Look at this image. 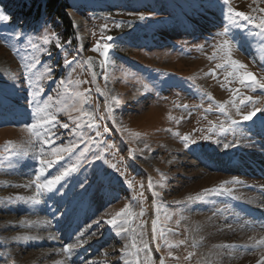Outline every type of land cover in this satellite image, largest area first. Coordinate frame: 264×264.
<instances>
[{
	"label": "rangeland",
	"instance_id": "374dc122",
	"mask_svg": "<svg viewBox=\"0 0 264 264\" xmlns=\"http://www.w3.org/2000/svg\"><path fill=\"white\" fill-rule=\"evenodd\" d=\"M4 2L0 0V11L11 19L8 10L13 13L16 9L6 7ZM79 2L85 4L83 9L76 8ZM73 4L74 8L65 13L73 23V17L81 18L82 26L76 28L75 37L67 40H62L64 35L49 21L36 22L28 28L0 21V157L7 156L3 149L8 142L28 153L11 160L0 159V264H135L131 255L134 249L124 253L123 259L121 254L123 246L134 238L139 245V237L128 233L125 238L110 225L93 224L102 217L105 221L112 218L125 205L134 213L144 212L131 222L133 227L144 222L143 239L149 243V251L140 253L142 264H160L161 257L165 264H197L209 256L218 264H250V257L259 260L260 251L213 248L222 244L250 245L253 241L248 237L258 240L260 232L264 234V215L255 219L244 209L246 203L248 208L264 211V114L257 113L255 122L243 121L228 103L226 110L231 119L240 123L235 135H222L219 126L227 128L229 120L217 110L228 101L235 100L239 105L240 94L260 98L257 107H264V90L257 88L253 92L233 77L225 79L226 71L216 68V64L223 63L216 46L223 39L234 38L233 59L246 64V70L260 79L264 78V37L256 35L258 30L244 21H240L239 28L233 26L228 36L219 37L217 33L227 24V7L222 0H75ZM230 6L259 15L252 8L264 7V3L230 0ZM118 22L119 28L115 26ZM104 25L107 28L102 31ZM16 33H21V38L17 39ZM45 34L49 36L47 44L41 39ZM107 36L114 39L107 41ZM29 40L38 45L39 51L31 48ZM97 41L112 44L106 62L99 52L90 50ZM58 43L62 47H57ZM81 43L86 44L84 53L77 52ZM65 53L69 60L75 58L70 67L65 66ZM214 53L216 58L209 59ZM34 57L40 64L33 72L54 69L55 79L40 82L44 89L42 100L49 95L55 97L58 89L63 91L59 87L62 78L89 82L82 84L81 90L92 89V107H98L99 115L105 117L102 121L97 117L100 130L108 129L97 139L113 146L106 151L100 149L105 151L108 163L89 154V162L66 179L60 192L42 196L39 204L8 200L34 194V186L27 189L21 185L34 179L39 170L36 157L40 148L50 150L35 141L30 145V134L25 129L32 122V109L27 104L31 89L26 76L30 73L24 65H31ZM89 57L90 65L86 63ZM140 81L148 87L144 88ZM112 95L120 100L119 104L111 100ZM109 106L111 112L107 110ZM209 108L211 111H207ZM58 119L69 122L64 114ZM212 125L216 129L209 132ZM84 133L86 137L95 136L94 129L85 128ZM58 134L62 135L57 145L73 139L68 130L60 128ZM184 136L190 138L188 148L181 139ZM228 142L236 146L224 149L223 144ZM89 146L92 153L97 152L94 145ZM84 147L80 144L70 160L58 161L45 175H54L73 162ZM232 177L243 181L241 185H225L233 188L232 196L206 194L204 201L186 202L188 196L206 188H219ZM149 178L152 189L147 184ZM141 191L143 197L139 196ZM153 191L159 193L155 205ZM154 211L167 233V244L175 245L187 237L189 246L169 248L164 240L154 243L149 226ZM165 215H171V220L165 221ZM181 216L185 219L180 220ZM24 220L36 223L23 226L20 221ZM169 228L173 231L167 232ZM85 229L86 235H96L75 249L70 258L59 251ZM136 230L141 231L138 227ZM50 233L57 239H50ZM17 236L29 238L15 239ZM193 242L197 247H190ZM157 243L161 245L159 251ZM169 251L178 259L169 257ZM189 251L196 255L185 261ZM39 252L44 255L42 259L33 260Z\"/></svg>",
	"mask_w": 264,
	"mask_h": 264
},
{
	"label": "snow or ice",
	"instance_id": "6c2138e0",
	"mask_svg": "<svg viewBox=\"0 0 264 264\" xmlns=\"http://www.w3.org/2000/svg\"><path fill=\"white\" fill-rule=\"evenodd\" d=\"M224 6L227 7V15L225 16V20L227 24L224 26L223 30L217 33L219 37H226L229 35L230 30L233 26L236 28L240 27V21H244L249 25H252L258 31L256 35L264 37V7H256L252 8L253 12L259 13V15H251L249 13H245L243 11H237L230 6V0H222ZM264 3V0H253V4ZM252 7L251 5L249 6ZM143 20L145 17L141 15L139 17ZM10 17L6 15L3 11H0V21H8ZM117 28L120 27V23H116ZM107 28V25L102 26V31ZM55 35V33H52ZM15 37L17 39L21 38V33H16ZM43 42L47 44L49 42V36L47 34L41 37ZM114 38L112 36H107V41H112ZM234 38L232 39H223V41L216 46L217 50L222 53L219 57L223 63L216 64L217 69H224L226 71L225 79L228 77H233L235 80H238L239 83L251 91L255 92L258 89L264 90V78L258 79L255 74L251 71H247V65L242 63L239 60L233 59L232 56V45ZM31 48L33 50L39 51V47L36 43H33L29 40ZM71 44V41L67 42ZM57 47H62L61 44H57ZM264 47V45H262ZM112 48L111 43H103L101 44L97 41L96 45L90 50L93 52H99L101 56L105 58V62L108 60L109 50ZM102 49V50H101ZM83 48H79L77 52H82ZM50 55V53H49ZM216 53L213 56L209 57V59H215ZM75 59V58H74ZM73 60H69L67 54L64 56V63L66 67H70ZM92 58L89 57L88 63L90 65ZM40 64V60L33 58V63L31 65H24V68L27 70L30 75L26 76L28 86L31 89L30 98L27 100L28 106L32 109V122L25 125L26 131L30 134L28 143L31 145L35 142L41 143L43 145H47L49 147V151L45 152L44 148H40L39 155L36 157L40 164V168L38 171L34 173V179H32L29 183L21 185V187L31 189L34 186V194L31 196H16V197H8V200L11 202L13 200L17 201H25L31 202L33 204H39L41 202V197L47 194H58L60 192V187H63L64 182L68 177L72 174L78 172L80 168L84 165V163L89 162L88 157L89 154L94 156L96 160H103L105 163H108L105 157V151L111 149L112 145H106L103 140L97 139L103 136V132H107V128L101 129V124L97 122V117L100 121H102L105 117L99 115V108L92 107V97H91V88H85L81 90V85L89 83L88 81L79 80V79H60L59 87L63 89L60 91L59 89L56 92L55 97L52 95L47 96V99H41V94L44 89L41 86V81H51L55 79L53 73L54 69L52 67L46 68L44 71L33 72L32 69L36 68V65ZM73 71H75L73 69ZM215 75V72H212ZM126 75H129L126 73ZM95 76V73H93ZM16 77H13L15 79ZM105 81L107 82L108 77L105 74ZM143 84L144 88H147L148 85L143 81H140ZM99 91V89H97ZM231 91V89H230ZM239 93V90H236ZM103 94V93H102ZM209 98H211V94H208ZM241 98L239 99V105L236 104L235 100L225 102V104H221L218 106L217 110L220 111L225 117L229 120V126L225 128L223 124L219 126V133L222 135H227L228 133L236 134L237 127L239 125V121L231 119L229 112L226 110L227 104L231 103L232 107L235 108L237 115L242 117L243 121H254V117L257 116V113L264 114V107H257L260 103V98H253L252 96H243L240 94ZM111 100L115 104H119L120 100L112 95ZM105 104H108V101H105ZM187 107V106H184ZM243 109H249L244 111ZM109 112L112 111V108L109 106L107 108ZM207 111H211L209 108ZM73 113H77V115H73ZM60 114H64L68 117L69 122H61L58 119ZM212 124V122H209ZM68 130L73 139L69 140L67 144L57 145L56 142L61 139L62 134H58V129ZM94 129L95 136H85L84 129ZM216 129V125H212L208 129L209 132H213ZM210 138V137H208ZM184 142V147L188 148L189 144L187 141L190 139L188 136H184L181 138ZM220 141H217L219 143ZM195 143V141H192ZM80 144H85V147L79 151L78 155H75V159L71 163H66V166H62L60 170L57 171L56 174L51 176H46L45 173L48 169H51L55 166L58 161L71 159L76 150L79 148ZM89 145H94L97 148V152L92 153L91 147ZM236 146L233 142L224 143V149H228L230 147ZM145 149L148 148V145H144ZM104 148L105 151H101L100 149ZM3 152L7 154L6 157H0V159H9L11 160L13 157H19L27 155V151L25 149L20 148L19 146L12 145L11 142L3 149ZM45 156L54 157V159H46ZM19 161H17L18 163ZM113 169H116V164H111ZM123 175V173H121ZM243 181L239 180L237 177H232L231 180L224 181L219 188L212 189H203L202 193H198L195 196H188L186 198V202H195V201H204L206 198V194L216 195V196H232L233 188L225 187V185H241ZM59 186V187H58ZM162 186V185H161ZM83 187V184H81ZM149 189L153 188L151 178H149ZM143 188V185H141ZM153 198L155 202V198L159 196L158 192L153 191ZM140 197H143V192L139 193ZM233 199H240V197L233 196ZM142 203V200L140 201ZM175 203L179 204L180 201H176ZM157 213H159V209L157 208ZM137 215L143 216L144 212L141 211L139 214L134 213L128 205H125L124 209L120 212H117L112 218L107 219L106 221L103 217L99 220L93 221L97 227L101 225V223H105L110 225L113 229H116L117 235H125L128 233H133L134 237H139L140 244L138 245L133 239L131 244L126 243L123 246L121 259H123L124 253H127L128 250L134 249L135 251L131 253L134 257L135 264H142L140 261V253L149 251V243L143 239L145 233L143 231L144 222H141L136 227L132 226V220ZM185 219V217L181 216L180 220ZM171 215H165V221H170ZM23 226H31L36 222L30 221H20ZM50 224V221L48 222ZM177 225H179L180 221L178 220ZM92 225H88L91 228ZM137 227L141 229L140 232H137ZM230 227V226H229ZM264 227V225H261ZM173 229H167V232H172ZM87 234V229L81 230L74 237V242L65 244L59 251L63 252L68 258L71 257L73 251L78 247H82L87 239L94 237L96 235L95 232ZM29 237L25 236H17L15 239H28ZM50 239H57L55 234H49ZM203 239V238H201ZM250 240L253 242L250 245H233V244H222V245H213V248L216 249H232V248H243L246 252H255L260 251L262 254L260 259L257 261V264H264V237L260 239H255V237H250ZM152 240L159 241L164 240L167 244V233L165 232L164 227L162 226V222L160 221L159 215H157L156 219L152 221ZM181 245H188V238L185 237L182 240H179L175 245L167 244V247H179ZM161 245L157 243L156 249L159 251ZM190 247H197V244L193 242ZM107 255V253H105ZM196 255L195 252L189 251L188 254L184 257L185 261H190ZM216 255H220L217 253ZM168 256L173 259H178V257H174L172 252H168ZM59 264V262H58ZM89 264H95V262H89ZM125 264H129L128 261H125ZM160 264H165L164 258L161 257ZM197 264H218L217 261L213 260L211 256L202 257L197 261Z\"/></svg>",
	"mask_w": 264,
	"mask_h": 264
},
{
	"label": "trees",
	"instance_id": "16d2710c",
	"mask_svg": "<svg viewBox=\"0 0 264 264\" xmlns=\"http://www.w3.org/2000/svg\"><path fill=\"white\" fill-rule=\"evenodd\" d=\"M6 7H15V12L9 11V19L14 25L18 27L28 28L36 22L49 21L53 27L60 31L62 40L75 37L76 27L70 19V16L65 13L66 9L74 8L75 0H4ZM82 1V0H80ZM99 1V0H89ZM192 1V0H189ZM83 3L79 2L76 5L77 9L84 8ZM87 8V5L85 6ZM14 16V17H13ZM6 22V23H9ZM114 56V55H113Z\"/></svg>",
	"mask_w": 264,
	"mask_h": 264
},
{
	"label": "bare ground",
	"instance_id": "6f19581e",
	"mask_svg": "<svg viewBox=\"0 0 264 264\" xmlns=\"http://www.w3.org/2000/svg\"><path fill=\"white\" fill-rule=\"evenodd\" d=\"M262 172H259V174H261ZM201 182V181H200ZM14 191V190H13ZM264 191V190H263ZM24 192V191H23ZM20 193H22V191L20 192ZM260 202V201H259ZM256 205V204H255ZM244 209H246V210H248V212H250V215L252 216V217H254L255 219L256 218H260V217H263V215H264V211L263 210H260V209H254V208H252L251 206H249V208H248V206H247V204L245 203V206H244ZM252 210H254V212H252ZM238 227V226H237ZM237 227H235L234 229H232V231L234 232V230H236L237 229ZM246 230V229H245ZM241 232V231H240ZM253 232V231H252ZM214 233V232H213ZM243 233V232H242ZM246 233V232H245ZM249 233V232H248ZM236 234V233H235ZM260 237L259 238H261V237H264V234L262 233V231L260 232ZM216 235V234H215ZM221 235V234H220ZM245 235H247V234H245ZM259 235V234H258ZM217 236H218V234H217ZM222 236V235H221ZM248 236V235H247ZM241 237V236H240ZM255 237V236H254ZM257 237V236H256ZM215 238V237H214ZM222 238H224V237H222ZM243 238V237H242ZM248 239H249V237H248ZM251 241V240H250ZM248 243V242H247ZM44 255L43 254H41L40 252L38 253V254H36L35 255V259H33V260H37V259H42V257H43ZM47 257V256H46ZM45 257V258H46ZM246 259V258H245ZM257 260L258 259H256V258H252V257H250V259H249V263L250 264H252V263H255V262H257ZM235 262H237V261H235ZM47 263V262H46ZM226 264V263H225Z\"/></svg>",
	"mask_w": 264,
	"mask_h": 264
},
{
	"label": "water",
	"instance_id": "95a60500",
	"mask_svg": "<svg viewBox=\"0 0 264 264\" xmlns=\"http://www.w3.org/2000/svg\"><path fill=\"white\" fill-rule=\"evenodd\" d=\"M73 18H74V25H75V27L76 28L77 27H81L82 26V19L81 18H75V17H73ZM80 42H81V40H80ZM80 46L83 48V51L82 52L84 53V47H86V44L81 43ZM86 60H87V58H86ZM147 184H149V181H148ZM153 218H155V213H154Z\"/></svg>",
	"mask_w": 264,
	"mask_h": 264
}]
</instances>
